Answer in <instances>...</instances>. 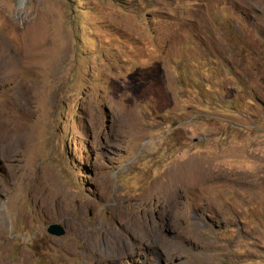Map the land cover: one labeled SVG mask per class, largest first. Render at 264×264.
<instances>
[{"label": "rangeland", "instance_id": "1", "mask_svg": "<svg viewBox=\"0 0 264 264\" xmlns=\"http://www.w3.org/2000/svg\"><path fill=\"white\" fill-rule=\"evenodd\" d=\"M2 227L0 264H264V0H0Z\"/></svg>", "mask_w": 264, "mask_h": 264}, {"label": "water", "instance_id": "2", "mask_svg": "<svg viewBox=\"0 0 264 264\" xmlns=\"http://www.w3.org/2000/svg\"><path fill=\"white\" fill-rule=\"evenodd\" d=\"M104 110L108 114L107 108H104ZM47 232L54 236H62L65 233V228L60 223L52 222L48 224Z\"/></svg>", "mask_w": 264, "mask_h": 264}, {"label": "flooded vegetation", "instance_id": "3", "mask_svg": "<svg viewBox=\"0 0 264 264\" xmlns=\"http://www.w3.org/2000/svg\"><path fill=\"white\" fill-rule=\"evenodd\" d=\"M106 236L109 237V240H114L115 238L110 231L108 232ZM144 250H147L149 252L150 249L145 247Z\"/></svg>", "mask_w": 264, "mask_h": 264}, {"label": "bare ground", "instance_id": "4", "mask_svg": "<svg viewBox=\"0 0 264 264\" xmlns=\"http://www.w3.org/2000/svg\"><path fill=\"white\" fill-rule=\"evenodd\" d=\"M3 226H4V225H3ZM0 229H1V228H0ZM4 232H5V228L2 227V229L0 230V234H2L1 236H3Z\"/></svg>", "mask_w": 264, "mask_h": 264}]
</instances>
